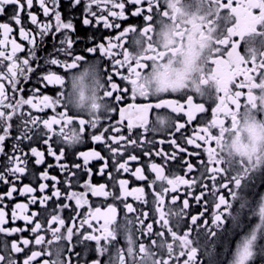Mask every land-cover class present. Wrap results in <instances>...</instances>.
Wrapping results in <instances>:
<instances>
[{
  "label": "snow or ice",
  "instance_id": "snow-or-ice-1",
  "mask_svg": "<svg viewBox=\"0 0 264 264\" xmlns=\"http://www.w3.org/2000/svg\"><path fill=\"white\" fill-rule=\"evenodd\" d=\"M212 2L216 5L215 14L206 22L196 24L191 20H178L177 0H71L70 8L83 5L84 26L93 25L94 21L102 29H121L120 21L123 20L138 18L143 22L138 26L123 27L114 40L107 37L105 44L100 33L74 38V21L62 18L60 0H37L42 15L50 18L44 21L31 11L34 0H0V15L5 14L6 6H17L11 18L13 25L0 22V158H3L0 161L3 164L0 184L10 185L5 195L11 199L18 191L11 178L21 180L28 174L30 161L36 166H45L39 174L32 172L42 182L36 187L26 185L19 193L30 195L31 204L15 205V209L21 210L20 217L12 212L13 220L21 218L31 228L4 227L6 213L0 210V233L5 237L25 230L32 234V238L20 237L13 241L0 239V264H21V260L22 264H35L41 256L47 257L41 264H204V260L207 264H223L215 248L230 234L242 238L228 264H264V243H261L264 241V193L255 191L257 182L264 183V163L258 159L255 165L243 162L234 165L217 156V149L222 151L224 148L225 133L237 126L241 110L247 112L250 106L256 107L254 89L264 87V0H235V6L233 0ZM25 8L29 22L35 26V36L23 26L21 13ZM157 24L163 26L160 31L156 30ZM14 25L20 26V39L29 45L24 57L18 53L25 52V48L11 38ZM189 25L199 30L201 39L209 42L210 51L205 65L201 66L200 79L207 83V79L214 78V90L206 94L197 89V96L203 102H194L190 92L183 93L181 99L157 97L158 100L152 102L149 77L156 72L165 55L169 52L174 55L176 47L184 46ZM169 34L171 40L168 39ZM48 35L54 42L59 37L58 46L46 57L37 56L39 49L35 37L38 36L40 44H43ZM161 36L164 37L163 42ZM81 40L92 42L84 49L85 52H99L100 57L110 61L105 70L106 79L95 61L86 62L85 55L75 54V44ZM9 44L10 52L5 50ZM41 59L45 65L62 68L71 76L70 91H63L65 76L51 69L37 74L30 89L23 86L41 67ZM4 80L8 81L11 96L5 91ZM85 81L92 100L91 110L87 112L82 111L85 107ZM164 83L165 86H176ZM49 85L60 86L55 98L49 94L38 97L37 94ZM25 91L30 93L27 97L23 95ZM138 97L146 102L136 103ZM129 98L133 103L119 110L120 122L128 120L129 135L106 137L105 133L110 130L119 133L120 128L104 127L102 119H111L110 114L117 111V105ZM98 100L103 103H97ZM208 102L214 105L210 108V117L203 115L209 112ZM61 108L63 110L58 111ZM46 109H51L54 115L35 114L44 113ZM73 109L81 115L73 113ZM153 109H170L172 113H183L187 118L179 123L174 120L170 127L174 128L173 137L180 133L179 137L167 141L172 145L171 153L148 148L147 145H153L154 141L146 140L143 134L131 138L134 128L143 129V133L157 132L149 127V114ZM159 113L157 111L153 115L163 127L167 117ZM13 120H16L15 124ZM186 125L191 126L190 134L182 131ZM89 128L100 129L91 133V140L103 144L109 156L105 157L97 150L80 151L72 155L82 162L69 165L65 147L57 152L55 145H79ZM6 141H10V147ZM180 141L197 150L202 148L207 160L199 159L200 151H189ZM25 142L29 144L27 152L23 146ZM165 142L160 140L158 143L163 145ZM37 144L47 146V156L53 157L56 165L46 163L45 151L33 146ZM129 145L145 149L142 154L149 157L144 162L147 167H129L128 161H140L136 154L125 155ZM153 154L160 156L162 163L155 162L151 158ZM192 157L197 160L193 162ZM92 159L104 161L98 174L106 180L98 186L90 182L92 169L88 165ZM109 159L111 172L106 171L110 166ZM54 166L58 167L62 179L50 174L49 169ZM181 170L183 174H180ZM122 172L146 183L129 190V180L118 175ZM85 173L88 174L87 183L81 180ZM49 180L52 184L47 183ZM80 184L86 191L75 190ZM181 186L188 187L189 196L196 187L201 189L194 198L196 203L213 208L211 227L207 219L197 222L204 216V212H200L191 215L190 226L181 232L183 221L188 216L189 199H183L181 206L177 205V196L168 195L178 192ZM225 190L228 196L223 194ZM36 191L40 197L34 195ZM88 192L94 197L104 198L105 203L89 206L86 212H81L79 209L87 204ZM129 196L134 197L136 205L128 202ZM108 200L111 202H106ZM166 200L169 201L167 206ZM71 201L75 202L74 208ZM3 202L4 197L0 196V203ZM35 204L40 208L24 214ZM121 207L122 219L118 212ZM65 210H70L68 217L62 215ZM207 210L205 207L204 211ZM257 216L259 223L252 225L251 220ZM149 220L152 222L146 223ZM228 221L231 227H225ZM155 222L159 223L160 230L154 231ZM45 232L52 236L47 242L42 234ZM137 236H145L146 240H137ZM121 238L125 240L124 245L119 244ZM53 240L64 243H57L53 248L50 246ZM30 244L42 247H29ZM78 246L83 248L82 252L75 251ZM21 253H24L22 258L18 256ZM86 253L94 254L95 258L89 260Z\"/></svg>",
  "mask_w": 264,
  "mask_h": 264
},
{
  "label": "flooded vegetation",
  "instance_id": "flooded-vegetation-1",
  "mask_svg": "<svg viewBox=\"0 0 264 264\" xmlns=\"http://www.w3.org/2000/svg\"><path fill=\"white\" fill-rule=\"evenodd\" d=\"M224 2L226 3L227 0H224ZM70 4H71V0H60V7L59 10L62 12V18L64 20H68L69 18H72L74 21V25H75V32L73 34L74 38L76 37H88L90 35H96L97 33H100L101 37L105 38L103 39V42L106 44L107 41V37H111L113 38V40L115 39V37L117 35H119V32L122 30L123 27L126 26H138L140 23H143L142 21H139L138 18H130L127 20H123L120 21L122 28L121 29H102V26L97 27L93 21V25L90 26H84L82 24V19H83V5L78 6L76 8H70ZM233 6H235V0H233ZM17 6L16 5H8L5 8V14L4 15H0V22H8L10 25H13V21H12V16L14 15L15 11H16ZM95 10V9H94ZM26 11L27 9L25 8V12L21 13V19L23 22V26L26 29L31 30V34L33 36H35V26L31 25V23L28 20V17L26 15ZM32 12L36 13L38 15V19L41 21H44L46 19H50V18H45L42 15V10L39 9L38 7V3L37 0H34V6L33 9L31 10ZM258 13V9L255 10ZM20 26H15L14 25V32L11 34V38L15 39L17 43L21 44L24 48H25V52H21L18 53V56L20 57H24L26 55L27 52V48L29 47L28 43L26 40H21L20 36H19V29ZM0 38H2V36H0ZM36 41H37V47H38V51H37V56L40 57H46L48 53L52 52L53 48L55 46H58V40L59 37H57V42H54L51 35H48L47 37H45L43 44H40L39 42V37L36 36ZM91 41H85V40H81L79 42H77L75 44L74 47V51L75 54H82L85 55L88 61H95L99 66H100V72L102 74L105 75V79H106V74H105V70L108 68L110 61L107 58L104 57H100L99 52L95 53V54H90L84 51V49L87 46H91ZM128 46V45H126ZM6 51H11V45L9 44L7 46V48L5 49ZM241 50H243V46H241ZM58 55V54H57ZM61 59H64V57H60ZM41 67L36 69V73H33L32 76V80L29 81L27 84L23 85L25 88H31V86L33 84H35L36 78H37V74L40 73H46L47 71H49V69H51L52 71L62 74L65 76L66 79V87L63 89V91L67 92L71 90V76L67 73L64 72V70L62 68H57L55 66H47L44 64V60L41 59L40 61ZM250 66V65H249ZM33 67H35V62H33ZM121 71H124L123 69ZM113 75H115V73H113ZM117 79H119V77H116ZM3 83L5 84V91L7 93L8 96L12 95L11 92V88L8 86V81L4 80ZM126 83V82H125ZM87 85L88 82L85 81V94H87ZM39 87V85H37ZM130 88V85L128 86ZM60 86L59 85H49L47 88H44L42 90L41 94H37V96L39 97L42 94H49L52 95L53 98H55V95L58 91H60ZM243 91H247L246 89H244ZM29 91H25L24 92V96L27 97L29 95ZM191 95H193L194 97V102H203L201 101V99L195 95L190 93ZM183 94H166L160 98H165V99H181ZM17 96H19V93H17ZM152 102H156L158 100L157 97H152L150 98ZM146 101L143 100V98H137L136 103H145ZM183 102V101H182ZM133 103V101L129 98L127 100V102H121L117 105V111L115 113L110 114L111 119H102V125L104 127H107L109 125H112L114 127H119L120 128V132L117 133L115 131L110 130L108 133H105V136H115L118 137L120 134H124L126 137L129 135V130L127 128L128 125V120L124 119L121 121L120 115H119V110L120 108H127L129 107V105H131ZM214 106L211 104V102L206 103V107L209 108V112L203 114L206 115L208 117H210V108ZM63 109H58V111H62ZM166 112V113H170L173 117L174 120L179 123V122H184L187 118L186 116L183 115V113H172L170 109H160V110H155L153 109V112L149 114V120L151 121L154 117L153 113L154 112ZM73 113H76V110L73 109ZM38 115H42V116H51L54 115V113H52L51 109H46L44 113H35ZM77 115H81L80 113H76ZM200 115V114H198ZM13 124L16 123V120H13L12 122ZM191 128V126L186 125V128L183 129L182 131L185 132L186 134H190L189 129ZM100 129L97 130H92V129H88V132L85 133L84 137H83V142L79 145L76 146H63V145H55V148L57 150V152H59V149L61 147H65V153H66V160L67 163L69 165H71L73 162L75 163H81V160L76 159L75 156L72 155V153H78L80 151H92V150H97L100 151L102 155H104L105 157L109 156V153L107 152V150L104 148L103 144H97V143H93L91 140V133L93 131H99ZM174 131V128H169L167 131L160 133V132H148V133H143V129L140 128H134L132 129V137L131 138H136L139 134H143L144 138L146 140H152L154 141L153 145H147L148 148H154L155 150H167L169 153H171L172 149V145H170L169 143H167V141L179 137L180 133H176L175 137H173L172 133ZM13 135H15V132H13ZM160 140H165L166 142L161 145L158 142ZM111 142V141H109ZM181 143L184 144V146L189 150V151H200L202 153L201 157H199V159L206 161L207 160V155L206 153H203V149H195L194 146L192 145H187L184 141H180ZM6 143L9 144L10 147V141H6ZM123 143V142H121ZM25 152L28 151L29 148V144L27 142H25V144L23 145ZM33 146H37L40 150H44L45 154H46V163L48 164H53L56 165L57 162L54 160L53 157L51 156H47V146L43 145V144H37V145H33ZM114 147H117L118 145L113 144ZM214 146V145H213ZM145 149L144 148H135L131 145L128 146V151L125 155H129V154H136L140 157V161L139 162H134V161H128L129 167L130 168H134L135 166H140V165H144L145 167H147V165L144 164L145 161H147L149 159V157H145L143 156V151ZM178 151V150H177ZM181 155H186V153H182ZM152 159L155 160V162H157L158 164L162 163L161 157L160 156H155L153 154V156L151 157ZM3 158H0V161H2ZM34 160V158H33ZM191 160L193 162H195L197 160L196 157H192ZM64 161H61L60 163H63ZM104 164V161L101 160H95L92 159L90 160V163L88 165V167L90 169H92V173L90 176V182L94 185V186H98L99 183L105 182L106 177L104 176H100L99 173V168ZM109 168L106 170L108 172H111L113 169L111 167V160L109 159ZM45 166H36L34 164L33 161L29 162L28 168H29V173L26 174L21 180H16L15 177H12V184H14L15 186H17L18 191L16 193H13V197L11 199H9L6 195H5V191L6 189L10 190V185H2L0 184V196L4 197V202L0 203V210H4L6 213V224L4 225V227L6 228H11V227H17V228H31V225H26V222L21 219V218H17L15 220L12 219V212L15 211L17 217H20L22 215L21 210L15 209V205L17 203H21V204H31V196L30 195H20L19 193L23 190L24 186H33L36 187L39 185V183H41L42 181H40L38 179V177L32 175V172L34 171L35 173L39 174L40 172H42L44 170ZM3 170V164L2 162H0V171ZM49 172L51 175H55L58 178H61V173L58 169V167H52L51 169H49ZM183 174V170H181V173ZM120 176V178H124V179H128L129 180V184L127 185V188L129 190H131V188L133 187H137V186H142L144 185L146 182H142V181H138L135 179V177L130 176L128 173H120L118 174ZM150 176L154 175L152 173H149ZM88 176L87 173L83 174L81 176V180L84 181V183L89 182L88 179H86V177ZM187 178V175H186ZM48 184H52V181L49 180L47 181ZM211 182L209 181V184ZM108 184H111V180H108ZM61 187H63V185H60ZM77 191L83 192L86 191L83 184H80L76 187ZM50 191V189H49ZM201 189L199 187H196L192 193L191 196L188 195L189 189L187 186H181L180 189L178 190V192L176 193H169V196H177L178 200H177V205H181L182 206V201L183 199L187 198L189 199V208L186 210L188 212V216L185 217L182 227H181V232H183L186 228H188L190 226V217L191 215H195L198 214L200 212H204V216L201 217L197 222L198 223H202L204 219L208 220V225L209 227H211V212L213 211V208L210 205H202V204H198L195 201V196L198 195L200 193ZM255 191L257 194L260 193H264V183L261 182H257L256 187H255ZM146 192H148L150 194V190L146 188ZM225 196H228L227 191L225 190L223 193ZM34 195L36 197H40V193L38 191L34 192ZM150 198V195H149ZM108 203L111 202V200L106 201ZM128 202L133 203L134 205H136V201L134 199L133 196H129L128 197ZM71 206L74 208L75 207V202L71 201ZM105 203L104 198L102 197H94L92 196L91 192H88L87 194V204L85 205V207L83 209H79V211L81 212H86L88 210L89 206H96L98 204H103ZM169 203L168 200L165 201V205L167 206V204ZM177 205H173V207H176ZM207 207V211H204V208ZM40 208L39 204H35V205H31L28 210L27 213L24 214H30L32 211H36L37 209ZM69 212L70 210H65L62 215L65 217L69 216ZM118 212L120 214V218H123V208H119ZM258 212V209H257ZM151 215V214H150ZM156 220L158 221V216L156 217ZM147 222H152L151 220L146 221ZM95 223V221L93 222ZM259 223V219L258 216L254 219L251 220V224L255 225ZM57 225H51V227H56ZM194 227V226H193ZM225 227H231V222L228 221L225 225ZM153 229L154 231L156 230H160V226L158 222L153 223ZM202 230V229H201ZM63 231V230H62ZM195 231V229H194ZM45 235V241L47 242L48 240L52 239L51 233L50 232H45L42 233ZM166 236L169 240H171V236L170 234H168L166 232ZM20 237H24V238H32V234L25 230L23 232L17 233L14 236H8L5 237L4 234L0 233V239H7L9 241H13V240H18ZM242 237L236 236V235H229L228 239L219 243L216 248L215 251L217 254H219V259L223 261V264H228V261L232 259V256L234 255V251L236 248L237 243L239 242V240ZM137 240H146L145 236H137ZM57 243H64L63 241L57 242L55 240H53L52 244L50 245L51 247H55L57 245ZM261 243H264V241H261ZM119 244L120 245H124L125 244V240L123 238H121L119 240ZM29 247H35L37 249H39L42 246H34L33 244H30ZM94 247V245H93ZM76 252H82L83 248L82 247H76L75 249ZM88 259L92 260L95 258L94 254H88ZM18 256L20 258H22L24 256V253L18 254ZM47 257L45 256H41L40 258H38V260L35 262V264H41L42 260L45 259ZM75 259V258H74ZM21 264H22V260H21ZM204 264H207V261L204 260Z\"/></svg>",
  "mask_w": 264,
  "mask_h": 264
},
{
  "label": "clouds",
  "instance_id": "clouds-1",
  "mask_svg": "<svg viewBox=\"0 0 264 264\" xmlns=\"http://www.w3.org/2000/svg\"><path fill=\"white\" fill-rule=\"evenodd\" d=\"M177 18L191 20L196 24H202L211 19L215 14L216 5L212 0H177ZM166 23H170L165 20ZM161 24H157L156 30L162 29ZM185 38L183 47H176L175 54L169 52L159 61L160 66L149 77L151 84L149 85V94L152 97H162L166 94H183L190 92L199 95L200 91L206 94L213 91L215 87V79H207V83H202L201 66L205 65V61L210 51L209 42L200 37L198 29H192ZM190 37V39H189ZM164 41V37H160ZM168 39L172 36L169 34ZM164 82L175 84L176 86H165ZM253 94L256 99L255 108L249 111L241 110L238 117V124L235 128H230L225 133L223 141L224 148L221 151L217 149V156L223 157L225 162H231L234 165H240L241 162L255 165L259 159L264 163V87L254 89ZM92 100L90 94L85 95V107L82 111L91 110ZM103 103V101H97ZM159 115L167 117L165 126L161 127L154 116L149 122V127H153L157 132L163 133L174 124V117L170 113L161 112Z\"/></svg>",
  "mask_w": 264,
  "mask_h": 264
}]
</instances>
